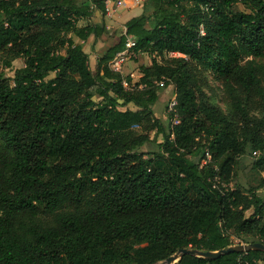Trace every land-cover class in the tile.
<instances>
[{"label": "trees", "instance_id": "1", "mask_svg": "<svg viewBox=\"0 0 264 264\" xmlns=\"http://www.w3.org/2000/svg\"><path fill=\"white\" fill-rule=\"evenodd\" d=\"M95 11L100 1L0 0V264H156L182 248L264 243V117L248 107H264V0H145L124 23L133 50L153 55L134 82L108 65L123 36L90 69L75 38L105 32L102 20L78 24ZM168 51L181 55L157 60ZM203 71L229 114L209 101ZM170 85L164 120L153 107ZM151 131L162 137L152 155L140 151ZM254 151L259 183L230 187ZM261 263L247 250L173 264Z\"/></svg>", "mask_w": 264, "mask_h": 264}, {"label": "rangeland", "instance_id": "2", "mask_svg": "<svg viewBox=\"0 0 264 264\" xmlns=\"http://www.w3.org/2000/svg\"><path fill=\"white\" fill-rule=\"evenodd\" d=\"M237 10H244V8L241 5H236L235 7ZM139 13L141 11V8H138ZM131 11H119L116 13L115 17H112L111 19L103 17L100 13L95 11L93 15L89 19H81L78 21L79 25H85L88 23H94L98 24L101 22V20L105 24V32L102 33L98 37L90 36L86 41H81L77 38H75V41L77 43L82 44L83 49L87 54L89 55V67L91 70L95 68L96 60L98 56L102 55L106 49L114 44H116L121 36L122 33V23L124 18H118L121 14L123 15H129L133 12ZM128 12V13H127ZM126 13V14H125ZM174 55L164 54L163 56L156 57L158 61H163V59H167L170 57H173ZM177 56V55H176ZM153 58L152 54L148 53H139L136 57L127 58L123 61L121 66V72L123 75H129L127 72H139V66L149 64L151 62V59ZM23 65V59L17 58L12 61V65L9 68H4L3 71L6 75L12 76L14 73L15 68L21 67ZM53 76V73H50L47 78H50ZM130 76V75H129ZM137 74L132 77L137 80ZM133 81V82H134ZM198 82L202 86L205 94L208 96L209 101L216 104L218 107L221 108V110L225 113H230L229 106L227 103L226 95L224 94L222 90L221 83L218 79H216L210 72L203 71L198 76ZM168 87V86H167ZM167 87L160 88L159 89V99L156 102V105L153 107V111L155 115L160 117L161 119L167 120V112H166V104L169 101L170 98V91L167 90ZM173 88V86H170ZM95 100H99L98 97H95ZM128 107L134 108L132 104H129ZM249 111L251 114L258 116V117H264V107L263 103L255 98H250L249 104ZM150 138L152 139L150 142L145 143L141 148L140 151L145 154H154L155 152H158L159 147L158 143L162 140V137L160 135H156L155 131H151L149 133ZM252 161H253V154H245L242 155L239 158V162L234 166L232 179L229 183L230 187H252L256 186L259 183V175L252 169ZM257 193L264 197V185L262 187H259L257 190ZM253 238L250 237H241L236 238L233 240L232 246H237L239 244H247L252 242ZM161 261L157 262L156 264H160ZM263 264V263H261Z\"/></svg>", "mask_w": 264, "mask_h": 264}, {"label": "built area", "instance_id": "3", "mask_svg": "<svg viewBox=\"0 0 264 264\" xmlns=\"http://www.w3.org/2000/svg\"><path fill=\"white\" fill-rule=\"evenodd\" d=\"M93 1H100L103 4V8H104L103 16L111 19L119 11L138 10L139 7L141 8L145 0H93ZM121 29H122L121 36L124 37V46L122 49L115 52V54L113 55V57L108 63L111 69H113L114 71H118V72H121V66L125 59L136 57L137 54L142 53L140 51L133 50V47L135 45L134 36L126 32V28L124 25L122 26ZM167 54L174 55V56L181 55L180 53L174 52V51H168ZM182 56L185 57V55H182ZM122 84L123 86L128 87L124 79L122 80ZM152 84L155 86L164 87V80L163 79L156 80V81H153ZM176 104H177V100L175 98V94L173 91L167 103V111L170 112L174 110V107L176 106ZM178 122H179L178 115L174 113L173 118H172V123L176 124ZM256 154L257 153L254 151L253 155H256ZM209 158H210V153L207 149H205L204 157L201 163L202 164L205 163L206 160H208Z\"/></svg>", "mask_w": 264, "mask_h": 264}, {"label": "water", "instance_id": "4", "mask_svg": "<svg viewBox=\"0 0 264 264\" xmlns=\"http://www.w3.org/2000/svg\"><path fill=\"white\" fill-rule=\"evenodd\" d=\"M247 250H257L264 252V243L255 241L247 244H239L237 246H228L217 251H204L195 248H182L173 254L166 257L160 262V264H173L175 263L183 254H188L197 257H203L206 259H215L222 254L230 253L233 251H247Z\"/></svg>", "mask_w": 264, "mask_h": 264}, {"label": "crops", "instance_id": "5", "mask_svg": "<svg viewBox=\"0 0 264 264\" xmlns=\"http://www.w3.org/2000/svg\"><path fill=\"white\" fill-rule=\"evenodd\" d=\"M129 12V11H128ZM127 12V13H128ZM126 14V13H125ZM137 14H139V10H134L131 14H129V15H123V14H121L120 16H118V18H124V20L126 21V20H128L129 18H131L132 16H135V15H137ZM116 15H114V17H115ZM125 21H123L124 23H125ZM124 23H122L123 25H124ZM122 25V26H123ZM127 73H129V75L131 76V78L132 77H134L136 74L138 75L137 76V78L138 77H140V73L139 72H137V73H134V72H127ZM132 79H134V78H132ZM134 81V80H133ZM171 86V85H170ZM170 86H168L167 87V90L169 89V91H170V93H172V88L170 87Z\"/></svg>", "mask_w": 264, "mask_h": 264}]
</instances>
